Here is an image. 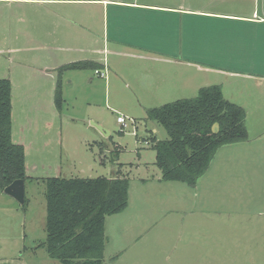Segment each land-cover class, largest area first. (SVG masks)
Returning a JSON list of instances; mask_svg holds the SVG:
<instances>
[{"label":"rangeland","instance_id":"1","mask_svg":"<svg viewBox=\"0 0 264 264\" xmlns=\"http://www.w3.org/2000/svg\"><path fill=\"white\" fill-rule=\"evenodd\" d=\"M33 9L27 6L23 17L20 6L0 1V79L11 83V140L24 147L28 177L25 210L0 193V236L10 244L6 257L13 258L8 263L60 264L39 247L45 240L46 178L117 173L129 180L130 211L108 220L104 264H114L119 255L120 264H264V115L245 119L247 141L219 148L194 188L161 183L153 139L168 137L146 119V110L196 95L186 92L139 105L124 98V88L106 85L108 71L104 79L94 70H67L57 106L55 54L63 60L89 54L37 48ZM9 28L26 37L8 38ZM218 78L202 75L199 83L218 85ZM225 98L236 99L227 92ZM118 116L126 118V126L117 123Z\"/></svg>","mask_w":264,"mask_h":264},{"label":"crops","instance_id":"2","mask_svg":"<svg viewBox=\"0 0 264 264\" xmlns=\"http://www.w3.org/2000/svg\"><path fill=\"white\" fill-rule=\"evenodd\" d=\"M0 1L20 6L23 17L27 6H34V42L40 50L89 54L64 61L53 53L56 68L94 62L110 74L106 85L124 88L127 100L141 105L186 92L197 95L203 88L200 76L216 74L222 77L215 84L223 97L226 92L236 97L229 100L245 109L246 120L264 115V0ZM12 35L9 28L7 37ZM13 37L25 38L26 33L18 30ZM128 211L130 184L126 209L106 217L105 232L108 220ZM7 241L0 236V264L13 259L6 257ZM118 259L115 263L120 264Z\"/></svg>","mask_w":264,"mask_h":264},{"label":"trees","instance_id":"3","mask_svg":"<svg viewBox=\"0 0 264 264\" xmlns=\"http://www.w3.org/2000/svg\"><path fill=\"white\" fill-rule=\"evenodd\" d=\"M98 67L94 62L79 61L58 68L55 104L61 102L64 71ZM11 110V83L0 79V193L15 180L28 179L24 147L11 140ZM146 119L163 127L168 137L153 139L159 180L191 188L206 173L219 148L248 139L245 109L225 99L218 85L199 89L194 98L149 108ZM214 124H218L216 133ZM128 187L129 180L117 173L109 178H46L45 240L39 247L60 264H104L105 220L126 209ZM26 205L24 199L21 207L25 210Z\"/></svg>","mask_w":264,"mask_h":264},{"label":"water","instance_id":"4","mask_svg":"<svg viewBox=\"0 0 264 264\" xmlns=\"http://www.w3.org/2000/svg\"><path fill=\"white\" fill-rule=\"evenodd\" d=\"M93 125H96V124H93ZM96 127L99 129L100 132L105 133L106 136L108 135V132H105L102 129V127L98 125H96ZM212 130L213 132L216 133L218 131V124H214L212 127ZM24 188H25V182L23 180H15L3 190V193L11 197L12 199H14L20 205H22L25 199Z\"/></svg>","mask_w":264,"mask_h":264},{"label":"built area","instance_id":"5","mask_svg":"<svg viewBox=\"0 0 264 264\" xmlns=\"http://www.w3.org/2000/svg\"><path fill=\"white\" fill-rule=\"evenodd\" d=\"M94 74L99 76L100 78H106V73L105 71H102V70H94ZM116 121L118 124H120L121 126H126V118L125 117H121V116H118L116 118Z\"/></svg>","mask_w":264,"mask_h":264}]
</instances>
